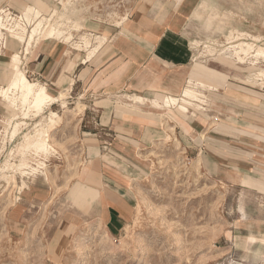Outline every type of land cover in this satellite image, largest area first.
<instances>
[{
    "label": "rangeland",
    "instance_id": "374dc122",
    "mask_svg": "<svg viewBox=\"0 0 264 264\" xmlns=\"http://www.w3.org/2000/svg\"><path fill=\"white\" fill-rule=\"evenodd\" d=\"M42 1L48 8L41 14L34 12L33 17L41 21L55 11L53 20L58 32L51 40H63L70 35L80 45L84 33H91V42H95L101 36L102 26L119 25L134 2ZM214 2L204 6L189 24L195 48L193 65L222 73L227 78V87L219 88L205 81L204 88L190 77L189 81L194 82L192 90L206 95L205 102H184L190 105V113L181 116L173 110L178 115L177 121L172 118L173 113L146 104L143 111L158 115L160 124L166 121L186 126L189 117L196 113L230 123L240 114L264 115V58H254L253 53L242 55L240 61L233 56L232 60H224L234 52L232 46L240 43L254 44L256 48L252 52L264 48V0ZM27 12L28 8L23 14ZM23 38L27 39V35ZM40 40H48L46 34ZM23 45L24 40L21 42L3 30L0 88H8L11 63L22 52ZM34 49L35 46L20 55L21 72L31 83L36 81L28 77L26 66ZM126 95L131 94L97 101L95 107L109 105L117 110L131 107ZM180 95L168 96L179 98ZM166 97L158 100L164 101ZM50 104L37 112L18 100L11 109L8 100L0 98V264H264V198L260 195L264 193V183L243 181L246 186L257 187L258 193L227 188L207 174L194 154L191 141L181 140L176 131L173 140L168 136L150 148L140 149L133 158H122L124 163L120 164L133 179L129 184L135 207L124 230L111 234L97 219L86 216L79 229L73 228L69 235L54 240L52 236L60 221L88 213V205L73 200L70 194L77 200H91L78 189H72V185L82 169L91 164H86L87 156L90 159L94 153L99 156V151L82 146V134L77 129L79 117H76L79 107L84 108L82 104L75 111L65 109L54 126L49 127L48 141L55 150L53 154L19 151L26 136L34 135L42 127L48 128ZM98 121L96 116L85 119L92 125ZM229 130L251 133L234 127ZM254 136L264 141V136ZM40 159H44L46 169L34 172L32 167ZM36 187L50 196L34 201L29 194Z\"/></svg>",
    "mask_w": 264,
    "mask_h": 264
},
{
    "label": "crops",
    "instance_id": "0c3cea01",
    "mask_svg": "<svg viewBox=\"0 0 264 264\" xmlns=\"http://www.w3.org/2000/svg\"><path fill=\"white\" fill-rule=\"evenodd\" d=\"M208 4L215 2L134 0L127 18L119 25L102 26L101 36H96L95 42H91V33H84L81 45L73 37L67 42L66 36L63 40H44L32 51L26 66L28 77L36 81L32 83L44 86L56 99L61 94L66 95L63 100L50 104L48 113L51 111L61 117L65 109L75 111L76 106L82 104L84 108L78 115L77 126L82 134V146L99 151V156L95 153L91 159L87 156L86 164H91L82 169L72 185V189H78L91 200H77L70 194L73 200L88 205V213L60 221L52 236L54 240L69 235L73 228L79 229L86 216L97 219L111 234L124 230L135 207L129 184L133 179L122 165V158H133L140 149L165 140L169 131L166 128L180 134L181 140L191 141L197 160L219 183L229 189L258 193L257 187L246 186L243 181L264 183V141L254 136H264V115L240 114L230 123L196 113L189 117L186 126H180L179 122L165 120V124L162 121L160 124L158 115L143 111L148 104L169 114L173 110L181 116L189 114L190 105L186 104L184 113V102H192L188 93L197 95V102L204 103L206 99L203 93L192 90L194 82L189 81L190 77L204 88L206 82L219 88L227 87V78L222 73L193 65L195 48L189 24ZM2 8H10L19 15L27 8L41 14L48 6L42 0H0ZM74 44L83 50L76 49ZM232 48L231 57L224 60H232V56L242 60L234 54L236 46ZM185 84L188 86L184 89ZM123 93L131 94L125 96L131 107L118 110L109 105L95 107V102L113 100ZM178 93H182L179 98L168 96ZM164 96H168L164 101L158 100ZM178 115L172 118L177 121ZM88 116H96L99 121L95 125L85 122ZM232 127L254 135L229 130ZM48 194L36 187L29 196L35 201V198H48ZM260 195L264 198V193Z\"/></svg>",
    "mask_w": 264,
    "mask_h": 264
},
{
    "label": "bare ground",
    "instance_id": "6f19581e",
    "mask_svg": "<svg viewBox=\"0 0 264 264\" xmlns=\"http://www.w3.org/2000/svg\"><path fill=\"white\" fill-rule=\"evenodd\" d=\"M34 12L38 13L36 9L28 8V12L23 15H15L14 17H9V15L1 11L0 37H3V30H5L7 33L14 35L17 40H21V42L24 40V45L22 52L15 55L13 58V61L11 63L12 65L10 68L11 77L9 78V86L8 88H0V98H2L3 100H8L11 109L18 104L19 100L22 105L29 104L30 109H33L37 112H41L48 104L59 101V99L63 100L66 95L61 94L58 99L54 98L44 86L37 85L36 83H31L21 72L22 58L20 57V55L27 54L33 46L37 47L41 42L40 39L43 34H46V37L48 39H51L54 38V34L56 33V31L58 32L54 23L55 20H53V18L56 16L55 11L52 13L51 17H49L48 19H42L41 21L35 20V18L33 17ZM29 27L31 28L29 29ZM24 35H27V39L23 38ZM71 39L72 36L70 35L66 37L67 42ZM253 46L254 44H238L236 45L234 54L235 56L240 58L242 55L249 56L255 53V57L260 56L264 58V48L259 47L257 50L252 52L256 48L255 46ZM95 50L97 51V49ZM187 97H189L190 101L192 102L199 100V97L197 95L191 93H188ZM186 103H188V101ZM82 110L83 109L79 107L78 111L76 112V117H78V115L82 113ZM186 110L187 109L184 104L185 114ZM72 116H74V114ZM57 118H59L58 115L51 112L49 116L50 124L48 125V128L42 127L36 130L34 135L26 136L25 140L19 146L18 150L21 152H33L35 155L43 154L45 156H48L53 154L55 150L53 149V147H51L48 141L51 136L49 132V127L54 126ZM18 126L19 124L15 126V129ZM166 129L168 130V128ZM167 132H169V139L173 140L174 131L172 130ZM43 161L44 159L42 161H37L35 167H32L34 172L46 169V165Z\"/></svg>",
    "mask_w": 264,
    "mask_h": 264
},
{
    "label": "built area",
    "instance_id": "2783aa9c",
    "mask_svg": "<svg viewBox=\"0 0 264 264\" xmlns=\"http://www.w3.org/2000/svg\"><path fill=\"white\" fill-rule=\"evenodd\" d=\"M1 11H3L4 13H6L7 15H9V17H14L15 15H18V14H15L13 11H11L10 10V8H4L3 10H1ZM0 11V12H1ZM4 42V46H3V48L5 49L6 47H5V41H3Z\"/></svg>",
    "mask_w": 264,
    "mask_h": 264
}]
</instances>
